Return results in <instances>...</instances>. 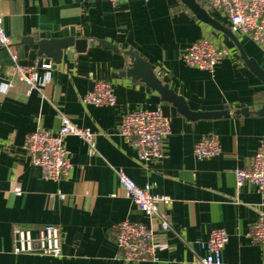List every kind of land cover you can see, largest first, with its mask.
<instances>
[{
  "label": "crops",
  "instance_id": "crops-1",
  "mask_svg": "<svg viewBox=\"0 0 264 264\" xmlns=\"http://www.w3.org/2000/svg\"><path fill=\"white\" fill-rule=\"evenodd\" d=\"M204 8L231 30L223 13L211 10L208 1ZM0 14L6 34L18 40L11 51L22 65L52 64V69L39 72L47 79L43 92L29 90L8 75L11 52L0 48V264H198L207 254L202 244L218 229L229 235L222 264H264V247L247 235L259 212L264 213L262 198L249 184L238 189L234 174L264 144V115L254 114L264 106V83L224 33L197 19L180 0H0ZM41 34L47 39H88L94 45L88 44L84 52L64 50L61 63L54 66L52 59L38 55L37 45L20 44ZM234 34L264 70V51L250 38ZM203 39L230 52L213 72L190 67L182 59L190 45ZM99 40L119 50L103 49ZM130 48L151 63L160 79H170V89L192 113L228 109L230 115L191 119L143 81L120 77L131 64L125 54ZM98 81L112 85L115 106L82 103ZM158 108L171 121V135L163 157L145 163L120 136L119 127L127 112ZM242 109L249 114L237 115ZM62 117L95 133L97 154L90 156L78 137L67 138L71 177L46 181L24 144L39 127L57 132ZM209 135L219 139L221 153L199 160L195 145ZM119 171L140 187L150 186L151 193L173 200L170 229L162 232L158 221L150 223L158 235L155 261L125 262L110 239V230L122 221H151L126 197ZM16 188L20 195L13 193ZM49 226L60 236L57 256L39 253L35 243ZM18 227L26 230L20 240ZM29 242L36 253L15 251Z\"/></svg>",
  "mask_w": 264,
  "mask_h": 264
},
{
  "label": "built area",
  "instance_id": "built-area-1",
  "mask_svg": "<svg viewBox=\"0 0 264 264\" xmlns=\"http://www.w3.org/2000/svg\"><path fill=\"white\" fill-rule=\"evenodd\" d=\"M117 4L124 0H106ZM149 1V0H144ZM213 11L223 13L231 25V30L242 36L250 38L264 51V0H207ZM12 39L4 30V19L0 14V48L8 49L13 60L7 73L11 78L22 82L29 90L43 92L47 82L41 78L40 70L52 69V64H38L24 66L20 63L19 55L11 51ZM230 55L227 48H218L214 42L203 39L190 45L182 55L183 61L190 67L213 72L216 66ZM10 88L14 83L8 84ZM85 105L98 107L115 106L117 98L109 82L98 81L93 90L82 98ZM119 134L124 141L133 147L138 154V159L148 163L163 157L164 143L171 135V121L160 108L153 110H133L127 112L119 127ZM78 137L88 147L89 155L97 154L95 133L72 123L62 117V125L57 132H50L39 127L26 137L24 149L32 165L41 170L46 181L59 182L71 177L73 170L72 153L66 146V139ZM221 153L219 139L214 135L204 136L194 148V154L199 160H208ZM236 187L240 189L245 184L255 187L261 195L264 207V144L251 157L243 168L234 171ZM118 179L126 197L145 213L151 220L149 223L122 221L110 230V239L121 252L122 259L128 263L157 260L158 235L153 228V221H158L162 232L170 229L168 222V209L173 200L169 196L151 193L150 186H138L124 171L118 172ZM13 193L21 194V189L16 188ZM59 198L65 195L59 193ZM165 207V211L161 210ZM24 228H16L15 235L20 240L25 234ZM255 244L264 247V213L258 214L247 234ZM16 239V240H18ZM39 253L60 255V236L53 226L46 227L39 240ZM229 243V235L223 229L212 232L209 240L202 246L206 249V256L198 264H222L223 251ZM18 253H36L29 242L28 246L16 247Z\"/></svg>",
  "mask_w": 264,
  "mask_h": 264
},
{
  "label": "water",
  "instance_id": "water-1",
  "mask_svg": "<svg viewBox=\"0 0 264 264\" xmlns=\"http://www.w3.org/2000/svg\"><path fill=\"white\" fill-rule=\"evenodd\" d=\"M183 5H185L197 19L200 21L210 25L215 30L224 33L236 46L239 51L240 58L247 67L264 83V70L258 64L255 59L248 57L244 48L242 47L239 39L232 32V30L220 25L214 18L211 17L210 13L204 8L207 0H180ZM88 39H79V38H64V39H47L45 35H36L34 37H26L22 39V45H29L30 47L37 45L38 46V55L45 56L52 59L54 66H57L62 61L63 51L74 47L78 52H84L88 47V44L91 46L94 45V42H89ZM98 44L103 49H110L114 51H118L119 48L114 45L112 42L99 40ZM18 45V40L14 39L12 41L13 46ZM125 54L130 59V66L128 69L120 73V77H130L133 81L141 80L146 83L152 89L158 91L162 95V99L164 101L172 102L176 105L180 111L185 114L187 117L191 119L196 118H220V117H228L230 115V111L228 109L220 112H212V113H192L188 106L186 105L185 100L182 97H179L173 90L170 89L169 82L170 79L168 77H164L160 79L156 73L154 72L151 63L146 61L142 55L133 48H130L128 51H125ZM248 109H242L236 112L237 115L249 114ZM254 114L256 115H264V106L256 111Z\"/></svg>",
  "mask_w": 264,
  "mask_h": 264
}]
</instances>
